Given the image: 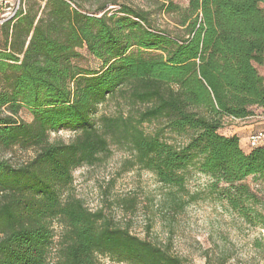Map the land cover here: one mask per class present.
<instances>
[{"label":"trees","instance_id":"16d2710c","mask_svg":"<svg viewBox=\"0 0 264 264\" xmlns=\"http://www.w3.org/2000/svg\"><path fill=\"white\" fill-rule=\"evenodd\" d=\"M22 2L0 25V264H48L54 244L53 264H99L97 254L184 264L167 243L133 234L69 191L72 171L111 145L128 151L127 170L169 187L173 206L183 207L194 166L245 223L264 229L261 199L244 182L264 181V145L244 151L237 135L222 133L226 119L264 110V0H166L160 9L174 28L117 0ZM80 49L101 68L80 66ZM109 99L116 111L96 116ZM59 130L74 136L51 141ZM14 149L32 154L21 162L2 155Z\"/></svg>","mask_w":264,"mask_h":264},{"label":"rangeland","instance_id":"374dc122","mask_svg":"<svg viewBox=\"0 0 264 264\" xmlns=\"http://www.w3.org/2000/svg\"><path fill=\"white\" fill-rule=\"evenodd\" d=\"M181 6L186 0H172ZM126 4L150 9L152 22L158 28H174L169 14L161 11L166 0H117ZM264 8V4H262ZM117 7L109 5L108 8ZM80 66L91 70L101 68V62L79 50ZM264 77V64L257 66ZM116 100L109 99L99 105L96 116L113 114ZM20 117L30 121L32 116L22 109ZM154 125L144 124L150 132ZM224 131V130H223ZM74 133L69 130L50 132L49 139L69 141ZM180 141L175 136L167 137ZM31 151L14 149L2 155L13 162H21L31 156ZM129 153L126 149L111 145L110 153L102 155L92 165L83 164L72 171V185L69 191L80 198L90 210L102 209L104 213L122 226L141 237L154 242L167 243L173 254L180 256L184 264H264V229L248 225L231 210L226 202L209 187L210 180L199 173L194 166L186 171V193L183 207H176L170 201V188L161 185L149 171L134 167L126 168ZM252 187L261 203L255 208L264 214V181L244 180ZM54 243L61 227L53 223ZM54 248L48 264L54 262ZM99 264H126L112 261L105 255H96Z\"/></svg>","mask_w":264,"mask_h":264},{"label":"crops","instance_id":"0c3cea01","mask_svg":"<svg viewBox=\"0 0 264 264\" xmlns=\"http://www.w3.org/2000/svg\"><path fill=\"white\" fill-rule=\"evenodd\" d=\"M254 112L257 115L245 119H226L224 131L222 130L224 135H237L239 137L240 146L244 151H248V135L264 128V110L255 108Z\"/></svg>","mask_w":264,"mask_h":264},{"label":"built area","instance_id":"2783aa9c","mask_svg":"<svg viewBox=\"0 0 264 264\" xmlns=\"http://www.w3.org/2000/svg\"><path fill=\"white\" fill-rule=\"evenodd\" d=\"M22 6V0H0V25L14 19ZM247 144L249 147L264 145V129L250 133Z\"/></svg>","mask_w":264,"mask_h":264}]
</instances>
